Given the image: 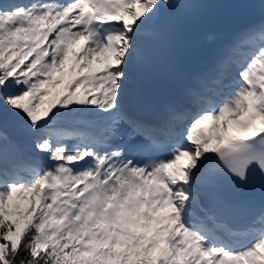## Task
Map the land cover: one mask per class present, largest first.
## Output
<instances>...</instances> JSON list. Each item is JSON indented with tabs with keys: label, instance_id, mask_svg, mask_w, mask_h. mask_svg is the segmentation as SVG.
I'll return each mask as SVG.
<instances>
[{
	"label": "snow or ice",
	"instance_id": "obj_1",
	"mask_svg": "<svg viewBox=\"0 0 264 264\" xmlns=\"http://www.w3.org/2000/svg\"><path fill=\"white\" fill-rule=\"evenodd\" d=\"M180 95L122 111L166 13L199 0H0V264H264V0ZM22 132L27 150L10 134Z\"/></svg>",
	"mask_w": 264,
	"mask_h": 264
},
{
	"label": "rangeland",
	"instance_id": "obj_2",
	"mask_svg": "<svg viewBox=\"0 0 264 264\" xmlns=\"http://www.w3.org/2000/svg\"><path fill=\"white\" fill-rule=\"evenodd\" d=\"M10 133L19 134V135H22L23 137L27 138L26 135H25L24 133H22V132H17V131H15V130H13V129H10Z\"/></svg>",
	"mask_w": 264,
	"mask_h": 264
}]
</instances>
